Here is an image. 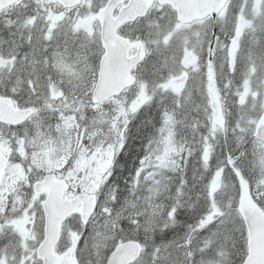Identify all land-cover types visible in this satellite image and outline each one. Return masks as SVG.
<instances>
[{
  "label": "snow or ice",
  "instance_id": "1",
  "mask_svg": "<svg viewBox=\"0 0 264 264\" xmlns=\"http://www.w3.org/2000/svg\"><path fill=\"white\" fill-rule=\"evenodd\" d=\"M0 264H264V0H0Z\"/></svg>",
  "mask_w": 264,
  "mask_h": 264
}]
</instances>
